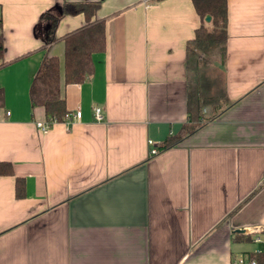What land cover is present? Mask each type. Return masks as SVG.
<instances>
[{
  "label": "crops",
  "instance_id": "0c3cea01",
  "mask_svg": "<svg viewBox=\"0 0 264 264\" xmlns=\"http://www.w3.org/2000/svg\"><path fill=\"white\" fill-rule=\"evenodd\" d=\"M86 1L100 3L105 49L85 81L62 83L81 118L42 133L29 98L42 15ZM85 23L58 21L47 49L61 69L63 38ZM200 24L192 0H0V163L14 173L0 175V264H230L259 248L249 230L264 227V0H227L226 105L160 150L190 121L186 49Z\"/></svg>",
  "mask_w": 264,
  "mask_h": 264
},
{
  "label": "trees",
  "instance_id": "16d2710c",
  "mask_svg": "<svg viewBox=\"0 0 264 264\" xmlns=\"http://www.w3.org/2000/svg\"><path fill=\"white\" fill-rule=\"evenodd\" d=\"M201 24L186 49L187 113L189 122L178 133L166 138L160 150L177 145L193 133L205 120H211L224 109L226 94L224 73L219 68L226 52L227 0H192ZM99 1L64 3L59 12L46 11L42 18L49 21L45 37L46 48L41 63L33 76L29 98L33 108H42L45 120L63 121L68 115L62 92L63 84L85 81L94 71L93 55L105 49V24L93 20ZM83 14L85 25L63 38L64 57L60 59L48 52V45L55 38V29L64 15ZM211 17L209 22L205 17ZM4 42L0 25V66L3 64ZM4 105V93L0 89V107ZM209 109V115L203 114ZM0 175H14L10 163H0ZM15 194L25 196V180L15 177Z\"/></svg>",
  "mask_w": 264,
  "mask_h": 264
},
{
  "label": "built area",
  "instance_id": "2783aa9c",
  "mask_svg": "<svg viewBox=\"0 0 264 264\" xmlns=\"http://www.w3.org/2000/svg\"><path fill=\"white\" fill-rule=\"evenodd\" d=\"M94 119L98 122L103 121L104 116L102 114V109L100 107L94 108ZM81 118V112L77 110L72 116L67 115L66 118L63 120L67 123L72 122L73 120H79ZM55 120L51 121H36L35 125L37 129L45 133L47 132L50 127L55 123ZM150 144L153 143L152 140L148 141ZM158 152L157 148H152L150 150V154H156ZM252 233V240L259 244V248H257L251 255H240L235 256L231 259L230 264H264V227L259 228L255 227L249 230Z\"/></svg>",
  "mask_w": 264,
  "mask_h": 264
},
{
  "label": "water",
  "instance_id": "95a60500",
  "mask_svg": "<svg viewBox=\"0 0 264 264\" xmlns=\"http://www.w3.org/2000/svg\"><path fill=\"white\" fill-rule=\"evenodd\" d=\"M210 19H211V17H210L209 15H207V16L205 17V21H206V22H209Z\"/></svg>",
  "mask_w": 264,
  "mask_h": 264
}]
</instances>
